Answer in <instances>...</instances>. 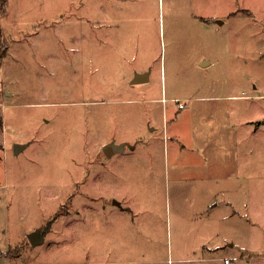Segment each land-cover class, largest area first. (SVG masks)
I'll list each match as a JSON object with an SVG mask.
<instances>
[{
  "label": "rangeland",
  "instance_id": "1",
  "mask_svg": "<svg viewBox=\"0 0 264 264\" xmlns=\"http://www.w3.org/2000/svg\"><path fill=\"white\" fill-rule=\"evenodd\" d=\"M0 22L2 247L167 264L213 209L222 256L264 264V0H8Z\"/></svg>",
  "mask_w": 264,
  "mask_h": 264
},
{
  "label": "crops",
  "instance_id": "2",
  "mask_svg": "<svg viewBox=\"0 0 264 264\" xmlns=\"http://www.w3.org/2000/svg\"><path fill=\"white\" fill-rule=\"evenodd\" d=\"M215 205V204H214ZM212 210L213 209H209L208 215L209 216H205L204 214H200L203 217H207L209 218L208 220V224L210 227V231L212 230V232L209 231V228L207 227V225H204V230L206 231V238H210V240L205 239L203 242H200L199 245H202L200 248L196 249L194 248V251L191 252H186L185 253H179L178 255H174L172 253V255L170 256V258L167 261V264H231L227 263L228 258L222 256L221 252L223 250L224 247L227 246V244H223L222 242H217L214 241L215 240V235L216 236H223V235H219L220 233H222L223 229V225H221V221L220 224L218 226V230H216V228L214 226L211 225L210 223V215H212ZM222 229V230H221ZM29 234V233H28ZM27 234V235H28ZM25 235V234H24ZM227 241V239H225ZM214 241V243H213ZM216 242V244H215ZM7 244H5V246L2 247V245H0V264H23L21 263V261H18V256L11 254V252H9V247L6 246ZM26 257L22 258V261H25ZM125 264H137V263H132V262H128L126 261Z\"/></svg>",
  "mask_w": 264,
  "mask_h": 264
},
{
  "label": "water",
  "instance_id": "3",
  "mask_svg": "<svg viewBox=\"0 0 264 264\" xmlns=\"http://www.w3.org/2000/svg\"><path fill=\"white\" fill-rule=\"evenodd\" d=\"M146 76L145 75H138L134 78V82L135 81H143L145 80ZM24 146L21 144H16V151H19L23 148ZM125 148V144H118L115 143L113 141L108 142L105 146H104V150L106 152V154H113L115 152H122V150H124ZM47 231H39V230H34V232L29 233L27 236H29L30 241L32 242L33 245L38 244L42 241L45 240V234Z\"/></svg>",
  "mask_w": 264,
  "mask_h": 264
},
{
  "label": "trees",
  "instance_id": "4",
  "mask_svg": "<svg viewBox=\"0 0 264 264\" xmlns=\"http://www.w3.org/2000/svg\"><path fill=\"white\" fill-rule=\"evenodd\" d=\"M8 0H0V21H1V17L2 15L5 13V9L7 6ZM3 28L1 26V22H0V63L3 62L4 58L6 57V47L4 46L3 43Z\"/></svg>",
  "mask_w": 264,
  "mask_h": 264
},
{
  "label": "built area",
  "instance_id": "5",
  "mask_svg": "<svg viewBox=\"0 0 264 264\" xmlns=\"http://www.w3.org/2000/svg\"><path fill=\"white\" fill-rule=\"evenodd\" d=\"M179 107L181 108V107H185V105H184V103H180L179 104ZM227 260V263H230V260L229 259H226Z\"/></svg>",
  "mask_w": 264,
  "mask_h": 264
}]
</instances>
